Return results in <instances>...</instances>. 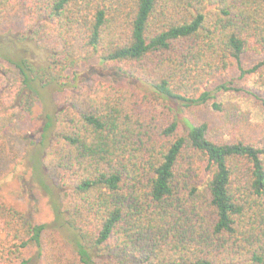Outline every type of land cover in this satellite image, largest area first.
<instances>
[{
	"label": "trees",
	"instance_id": "16d2710c",
	"mask_svg": "<svg viewBox=\"0 0 264 264\" xmlns=\"http://www.w3.org/2000/svg\"><path fill=\"white\" fill-rule=\"evenodd\" d=\"M0 29L46 54L0 48V151L45 89L60 96L38 137L74 264H264V136L216 142L191 118L223 112L218 93L264 107V64L245 65L264 55V0H0ZM91 57L117 81L75 85ZM234 67L250 89H210ZM0 223V264L45 257V224L1 198Z\"/></svg>",
	"mask_w": 264,
	"mask_h": 264
},
{
	"label": "rangeland",
	"instance_id": "374dc122",
	"mask_svg": "<svg viewBox=\"0 0 264 264\" xmlns=\"http://www.w3.org/2000/svg\"><path fill=\"white\" fill-rule=\"evenodd\" d=\"M22 21L21 17H16L10 24L21 25ZM12 28L15 30L16 27ZM1 35L3 34L0 29L2 50L11 55L28 57L39 64L45 62L46 54L30 41L19 43L13 35ZM259 63L264 64V55L248 54L245 57L247 68ZM77 72L82 81L80 84L79 81L74 84L83 88H92L98 81L113 83L119 78L116 65L102 64L97 57L84 61ZM69 77L75 78L74 73L69 72ZM227 82H232L234 86L242 89H250L248 81L240 77L235 67L216 79L210 89ZM138 85L148 90L141 84ZM42 94V100L33 117L18 121L13 134L4 138L0 151V198L5 203L21 209L31 220L48 227L49 231L43 240L45 257L40 259L35 251L27 252V257L31 259L29 264H74L71 250L60 242L57 233L53 231L54 228H59L67 236L72 234L65 230L63 221L56 217L54 194L57 195L58 192L42 170L38 137V129L45 117L54 112L60 96L54 87L45 89ZM222 101L226 104L223 112L214 111L210 102L205 107L193 108L191 118L196 122L208 123L211 137L216 142H233L237 138L246 142H260L264 136V107L258 99L245 92L218 93L216 102ZM0 235L2 240H6V231L1 223Z\"/></svg>",
	"mask_w": 264,
	"mask_h": 264
}]
</instances>
